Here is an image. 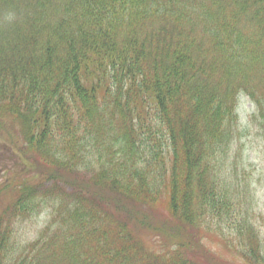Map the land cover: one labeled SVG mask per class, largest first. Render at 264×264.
I'll return each mask as SVG.
<instances>
[{
    "label": "trees",
    "instance_id": "obj_1",
    "mask_svg": "<svg viewBox=\"0 0 264 264\" xmlns=\"http://www.w3.org/2000/svg\"><path fill=\"white\" fill-rule=\"evenodd\" d=\"M241 102L264 133V0H0V120L42 170L0 189V264H195L178 237L214 219L239 238L215 244L264 264L225 173Z\"/></svg>",
    "mask_w": 264,
    "mask_h": 264
},
{
    "label": "rangeland",
    "instance_id": "obj_2",
    "mask_svg": "<svg viewBox=\"0 0 264 264\" xmlns=\"http://www.w3.org/2000/svg\"><path fill=\"white\" fill-rule=\"evenodd\" d=\"M241 107L243 110L239 109V114L242 122V140L240 143L236 140L233 149L237 151L239 155H234L235 158H231V163L225 173L232 179L234 184L240 185H237L235 188H238L237 194L242 203L244 214L251 218L250 221L252 220L254 222L252 223L258 231L262 251L264 252V133L259 131L253 123L250 124L248 122L245 111L251 110V106L241 102L240 108ZM12 121L14 123V120L10 118H2L0 120V189L4 188L6 193L13 186L24 181L25 172L27 174H31L33 171L37 170L42 172L40 169L41 167L24 155V137L22 138V134H18L17 131H13L17 126L11 128L14 136H12L8 128H6L7 126L5 123L8 122V124H10ZM6 136H10V140H6ZM17 138H21V140ZM20 141L23 143L17 144L20 143ZM6 142H12V144L15 145H8ZM29 155L32 154L29 153ZM87 162L89 167L93 165L92 162ZM83 167L86 168V166ZM128 167L129 169L133 168L132 165H128ZM226 183L230 184V181ZM22 184H24V182ZM247 185L249 188H246ZM67 189L70 190L71 188L69 189V187H67ZM163 196H160L161 201L164 200ZM0 206L3 207L1 203ZM252 207L253 211L250 209ZM50 209L51 205L46 204V208L40 214L28 219H24L23 216L20 220L15 221L12 224L13 232L9 238V245L13 249L19 250L26 242L33 241L37 238L39 231L47 224V213ZM21 210H24V208L21 207ZM152 216L155 219V223L157 221H162V217L159 214L152 213ZM170 228L171 226L168 227V229ZM202 228L199 229L202 236L198 239L182 230V234L178 238L182 242L191 240L193 244L191 246L185 245V255L194 260L193 263L195 264H238V258H241L239 251L243 250V246L234 248V246L231 245L228 246L230 249L225 246L224 250L215 244L217 242L216 240L225 236L239 241L236 235V229L234 227L229 228L227 223L221 222L220 219H214L213 225L208 229ZM231 230L233 231V236L229 234ZM220 233H223V235ZM146 234L150 235L148 233ZM201 240L202 243H200ZM163 243L162 244L167 250L166 245H171L173 242L166 240V242ZM162 250V247L155 249L158 253Z\"/></svg>",
    "mask_w": 264,
    "mask_h": 264
}]
</instances>
